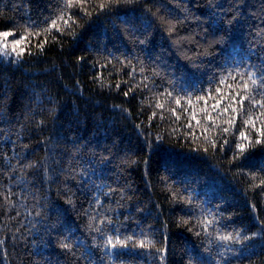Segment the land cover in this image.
Here are the masks:
<instances>
[{
  "label": "trees",
  "instance_id": "obj_1",
  "mask_svg": "<svg viewBox=\"0 0 264 264\" xmlns=\"http://www.w3.org/2000/svg\"><path fill=\"white\" fill-rule=\"evenodd\" d=\"M5 31L0 264H264V0H0Z\"/></svg>",
  "mask_w": 264,
  "mask_h": 264
},
{
  "label": "snow or ice",
  "instance_id": "obj_2",
  "mask_svg": "<svg viewBox=\"0 0 264 264\" xmlns=\"http://www.w3.org/2000/svg\"><path fill=\"white\" fill-rule=\"evenodd\" d=\"M104 6H105V5H103V4L100 5L101 8H103ZM65 23H67V22L65 21ZM52 26H53V27L56 26V21H53V22H52ZM45 31H47V29H46ZM10 35H13V33H11V32H7V31L0 33V37H3V38H4V42H3V44H2V47H3V49H5V50H7L8 47H9V44H8V42H7V37H9ZM20 43H21V41H20L19 39L13 41V45H19ZM11 51H12V53H15L17 56H20V55L23 53V49H21L20 52H16V47H15V46L12 47ZM0 54L5 55V56L9 55V53H8L7 51H4L3 53H0ZM233 79H234V78H233ZM249 79L251 80V82H252L253 85L256 84V80L253 79V77H252L251 75L249 76ZM262 83H264V78H262ZM243 88H244V90H245L246 96H248V98L250 99V102L253 103V106H254V107H255V105H256L257 103H259V106H260L261 108H264V101H262V102H256L255 99H254V97H251L250 94L247 92V89H248V84H247V82L244 83ZM125 95H127V93H125ZM169 95H170V94H169ZM236 95L238 96L239 93L237 92ZM244 99H245V96H240L239 101H236L235 96L230 97L231 102L239 103L241 107H242V105H243V100H244ZM176 103L179 104L180 101H179V100H176ZM219 103H220V101L218 100V101H217V104H219ZM157 106H158V107H161V108L163 107L162 104H161V105H157ZM213 107L215 108L216 105H213ZM230 107H231V104H229V106L225 107L223 111H224L225 113L228 112ZM173 111H175V110L173 109ZM234 111H235V110H234ZM262 115H264V113H262ZM209 118H211V117H209ZM259 118H260V117L258 116L256 119L259 120ZM229 123H231V120H229ZM245 123H246V124H252V126L255 127V122H254L253 120H251V119L245 121ZM224 131L227 132L228 129L225 128ZM261 135L264 136V129H261ZM241 136H244V134L241 133ZM244 138L247 139V137H244ZM256 143H260V140L257 139ZM238 148H240V150L243 151V149H244V145H243V144H240V145H238ZM128 239H131V238H128ZM221 239H223V240H229V239H232V237H230V236H224V237H221ZM107 243L110 244V245H112L113 247H116V245H118V244H123L124 247L127 246L126 242H121L119 239H117L116 242L113 243L112 239L109 238L108 241H107ZM140 244H141V246H143L144 242L141 241Z\"/></svg>",
  "mask_w": 264,
  "mask_h": 264
}]
</instances>
